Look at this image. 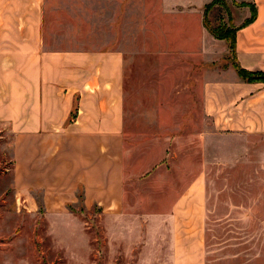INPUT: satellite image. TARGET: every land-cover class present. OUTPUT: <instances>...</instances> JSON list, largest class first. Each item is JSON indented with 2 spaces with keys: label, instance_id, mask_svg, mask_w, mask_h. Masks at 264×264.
Here are the masks:
<instances>
[{
  "label": "rangeland",
  "instance_id": "rangeland-1",
  "mask_svg": "<svg viewBox=\"0 0 264 264\" xmlns=\"http://www.w3.org/2000/svg\"><path fill=\"white\" fill-rule=\"evenodd\" d=\"M223 2L206 9L211 42L200 60L151 23L162 0H46L48 49L123 50L124 215L18 186L13 133L0 121V264H166L159 216L199 173L205 264H264V133L217 129L202 111L205 84L237 73L230 39L252 14Z\"/></svg>",
  "mask_w": 264,
  "mask_h": 264
},
{
  "label": "crops",
  "instance_id": "crops-1",
  "mask_svg": "<svg viewBox=\"0 0 264 264\" xmlns=\"http://www.w3.org/2000/svg\"><path fill=\"white\" fill-rule=\"evenodd\" d=\"M162 1L153 6L151 23L160 34L184 40L205 60L211 42L205 7L212 0ZM225 1L243 3L244 10L254 6L253 21L236 27L235 62L244 70L264 72V0ZM45 7L46 0H0V121L13 133L15 180L24 190H43L64 204L81 198L86 209L97 206L109 218L121 219L123 50L109 44L48 49ZM159 23L168 26L165 32ZM202 111L217 129L264 133V84L247 82L231 70L205 84ZM159 218L168 228L165 263L205 264L200 173Z\"/></svg>",
  "mask_w": 264,
  "mask_h": 264
},
{
  "label": "trees",
  "instance_id": "trees-1",
  "mask_svg": "<svg viewBox=\"0 0 264 264\" xmlns=\"http://www.w3.org/2000/svg\"><path fill=\"white\" fill-rule=\"evenodd\" d=\"M223 0H212L210 3H208L205 7V14H206V9L210 6V5H213V4H222L223 5ZM252 7V14L251 16L246 19V21H244L243 24H241V26H244L248 23H250L251 21H253V19L255 18V15H256V11H255V8L254 6H251ZM205 21V19H204ZM238 28H235L232 32V37L230 39V50L234 56V59H235V31L237 30ZM212 33L215 35V32L212 31ZM217 38L219 39H225L226 37L223 35V34H217L216 35ZM236 63V62H235ZM236 71H237V74L245 81L247 82H262L264 84V72L262 71H247V70H244L242 68H240L237 63H236ZM74 111L76 110V107H74L73 109ZM73 115H71L72 117Z\"/></svg>",
  "mask_w": 264,
  "mask_h": 264
}]
</instances>
